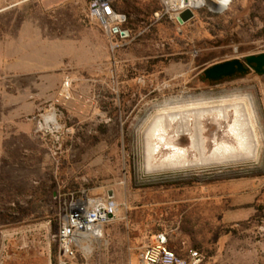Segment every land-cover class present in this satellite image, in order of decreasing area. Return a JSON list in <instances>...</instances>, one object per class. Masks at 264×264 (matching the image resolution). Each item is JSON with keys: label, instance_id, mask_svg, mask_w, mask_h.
Wrapping results in <instances>:
<instances>
[{"label": "rangeland", "instance_id": "rangeland-1", "mask_svg": "<svg viewBox=\"0 0 264 264\" xmlns=\"http://www.w3.org/2000/svg\"><path fill=\"white\" fill-rule=\"evenodd\" d=\"M229 5L207 6L181 26L160 0H128L121 8L139 22L113 50L87 17V0H8L0 15V264H49L61 206L110 193L117 213L86 264H139L160 232L180 256L197 253V264H264V141L252 166L151 177L142 165L145 108L175 98L249 94L264 138L263 75L203 78L218 63L264 53V0ZM49 114L57 131L40 128ZM217 128L206 122V137L226 140L227 128ZM5 232L16 234L3 242Z\"/></svg>", "mask_w": 264, "mask_h": 264}, {"label": "bare ground", "instance_id": "bare-ground-1", "mask_svg": "<svg viewBox=\"0 0 264 264\" xmlns=\"http://www.w3.org/2000/svg\"><path fill=\"white\" fill-rule=\"evenodd\" d=\"M232 1L190 0L189 6L194 9L208 6L211 11L219 12L228 8ZM183 100L175 98L164 104H149L145 108L149 117L138 132L143 146L142 165L146 175L199 173L234 166H252L258 162L264 138L258 132L256 102L251 95L237 91L219 98L195 99L191 104H181ZM43 120L41 129L54 132L60 127L54 114L44 116ZM208 121L214 123L219 132L226 127L227 139L219 141L218 134L210 141L207 138L209 136L206 137ZM183 137L189 140L187 147L180 145ZM212 141L215 144L211 148ZM15 234L5 232L3 242ZM93 236L101 237L102 231H95ZM86 250L91 251V246L88 245ZM3 251L4 247L1 253Z\"/></svg>", "mask_w": 264, "mask_h": 264}, {"label": "built area", "instance_id": "built-area-1", "mask_svg": "<svg viewBox=\"0 0 264 264\" xmlns=\"http://www.w3.org/2000/svg\"><path fill=\"white\" fill-rule=\"evenodd\" d=\"M123 0H87V17L97 23L114 50V42L124 41L131 37L126 28L128 16L118 12L116 7ZM165 15L176 17L187 9L195 13L207 6L194 9L189 6L190 0H160ZM234 2H230V5ZM229 5V6H230ZM227 9V8H226ZM225 9V10H226ZM159 14H156L158 17ZM126 36H123V33ZM59 228L55 236L58 246V264H86L93 255V243L101 237L93 236L97 230H103L117 213V204L111 198L79 200L64 204L59 209ZM111 217V218H110ZM91 246L88 252L86 248ZM197 253L187 257L177 254L169 245L166 233L155 234L141 249L139 264H197ZM49 264H52L51 250H48ZM82 263H81V262Z\"/></svg>", "mask_w": 264, "mask_h": 264}, {"label": "water", "instance_id": "water-1", "mask_svg": "<svg viewBox=\"0 0 264 264\" xmlns=\"http://www.w3.org/2000/svg\"><path fill=\"white\" fill-rule=\"evenodd\" d=\"M175 18L178 24L183 26L195 18V12L187 9ZM123 36H126L125 32L123 33ZM251 69L258 75H264V53L249 55L243 59L235 58L223 63H218L205 69L203 71V78L205 81L219 82L222 79L232 78L237 74H240L243 77L247 75ZM109 197H112V193L109 194Z\"/></svg>", "mask_w": 264, "mask_h": 264}, {"label": "trees", "instance_id": "trees-1", "mask_svg": "<svg viewBox=\"0 0 264 264\" xmlns=\"http://www.w3.org/2000/svg\"><path fill=\"white\" fill-rule=\"evenodd\" d=\"M128 0H123L120 4H118V6L116 7V10L118 12L124 13L128 16V23L126 24V28L132 30L134 32L135 30V26L134 24H138V20L136 17H134L132 11H128L127 8H121L122 3L124 2L125 4L127 3ZM163 11V8H162ZM134 19H133V18ZM136 18V19H135ZM139 19V18H138ZM58 246L57 244H55L54 249L51 250V255H52V264H58Z\"/></svg>", "mask_w": 264, "mask_h": 264}, {"label": "crops", "instance_id": "crops-1", "mask_svg": "<svg viewBox=\"0 0 264 264\" xmlns=\"http://www.w3.org/2000/svg\"><path fill=\"white\" fill-rule=\"evenodd\" d=\"M8 5V0H0V15L6 11H8L9 7H7ZM133 18V17H132ZM5 56L4 54H2V62H4ZM7 62V60H6Z\"/></svg>", "mask_w": 264, "mask_h": 264}, {"label": "flooded vegetation", "instance_id": "flooded-vegetation-1", "mask_svg": "<svg viewBox=\"0 0 264 264\" xmlns=\"http://www.w3.org/2000/svg\"><path fill=\"white\" fill-rule=\"evenodd\" d=\"M252 72H254V70H250L248 73H247V75H249L250 73H252ZM247 75H245V76H247ZM245 76H243V77H245ZM264 76V75H263ZM239 77H242L240 74H237V75H235L234 77H232V78H229V79H222L221 81H219V82H209V83H211V84H220V83H223V82H226V81H229V80H233V79H235V78H239Z\"/></svg>", "mask_w": 264, "mask_h": 264}]
</instances>
